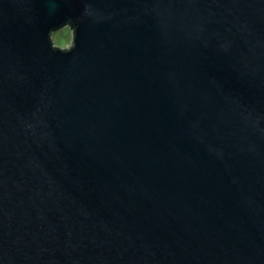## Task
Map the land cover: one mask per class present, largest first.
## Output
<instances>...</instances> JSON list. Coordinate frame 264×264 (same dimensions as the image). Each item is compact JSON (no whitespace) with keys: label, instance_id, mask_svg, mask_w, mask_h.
I'll use <instances>...</instances> for the list:
<instances>
[{"label":"water","instance_id":"95a60500","mask_svg":"<svg viewBox=\"0 0 264 264\" xmlns=\"http://www.w3.org/2000/svg\"><path fill=\"white\" fill-rule=\"evenodd\" d=\"M0 264H264V0H0Z\"/></svg>","mask_w":264,"mask_h":264},{"label":"rangeland","instance_id":"374dc122","mask_svg":"<svg viewBox=\"0 0 264 264\" xmlns=\"http://www.w3.org/2000/svg\"><path fill=\"white\" fill-rule=\"evenodd\" d=\"M70 26H64L55 30L58 42H72V32Z\"/></svg>","mask_w":264,"mask_h":264}]
</instances>
